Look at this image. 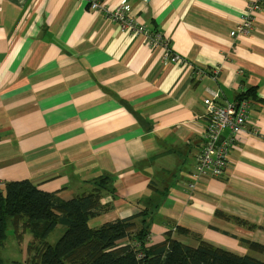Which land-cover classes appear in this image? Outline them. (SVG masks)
I'll list each match as a JSON object with an SVG mask.
<instances>
[{
  "label": "crops",
  "instance_id": "0c3cea01",
  "mask_svg": "<svg viewBox=\"0 0 264 264\" xmlns=\"http://www.w3.org/2000/svg\"><path fill=\"white\" fill-rule=\"evenodd\" d=\"M99 1L125 2L183 61L164 62L83 0H0L1 185L28 180L68 201L107 174L115 195L91 228L147 208L150 244L169 231L184 244L181 228L236 255L240 239L264 245V3L251 33L231 37L252 0ZM214 95L246 96L251 113L224 175L195 183Z\"/></svg>",
  "mask_w": 264,
  "mask_h": 264
},
{
  "label": "trees",
  "instance_id": "16d2710c",
  "mask_svg": "<svg viewBox=\"0 0 264 264\" xmlns=\"http://www.w3.org/2000/svg\"><path fill=\"white\" fill-rule=\"evenodd\" d=\"M246 95H250L248 90ZM104 194L115 195L114 181L107 174L97 177L91 192L68 201L39 190L28 180L0 183V245L8 227L18 238L22 232L32 236L25 263H5L0 258V264H264L213 247L181 228H175V233L193 239L197 246L174 240L171 231L162 242L150 244L147 208L141 215L91 228L90 220L108 212L109 207L100 204ZM235 223L251 229L243 221ZM58 226L64 232L50 245L46 240ZM239 241L264 255V245Z\"/></svg>",
  "mask_w": 264,
  "mask_h": 264
},
{
  "label": "built area",
  "instance_id": "2783aa9c",
  "mask_svg": "<svg viewBox=\"0 0 264 264\" xmlns=\"http://www.w3.org/2000/svg\"><path fill=\"white\" fill-rule=\"evenodd\" d=\"M83 1L90 11L98 12L106 19L116 22L123 31L141 35L149 46L161 48L164 62L176 64L183 61L171 52L169 41L159 32L151 31L144 24L131 18L130 7L125 2L120 3L113 10H108L99 0ZM263 3L264 0H252L246 5L239 23L230 33L231 37L247 36L251 33L255 14L260 12ZM250 102L246 96L230 102L220 101L218 95L203 101L206 125L201 137V148L191 173L195 183L204 176L220 178L224 175L228 167L229 153L237 141L238 134L244 131L251 113Z\"/></svg>",
  "mask_w": 264,
  "mask_h": 264
},
{
  "label": "rangeland",
  "instance_id": "374dc122",
  "mask_svg": "<svg viewBox=\"0 0 264 264\" xmlns=\"http://www.w3.org/2000/svg\"><path fill=\"white\" fill-rule=\"evenodd\" d=\"M63 232L64 229L62 227H56L48 236L46 242L50 245H53L62 236ZM6 236L7 237L5 241L0 245V258L5 263L13 261L25 263L29 259L27 248L32 242V236L28 233L22 232L18 238L12 233L11 228L9 227L7 228ZM148 241H150V237L148 238ZM188 241H190V239L185 238L183 242L188 243ZM241 247L243 248L244 253L238 252L239 255H248L257 260L264 261L263 254L250 249L249 246H246L245 248L243 246Z\"/></svg>",
  "mask_w": 264,
  "mask_h": 264
}]
</instances>
